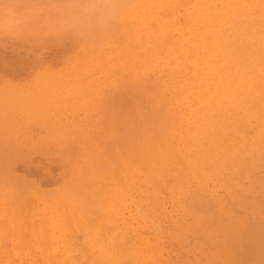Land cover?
I'll return each mask as SVG.
<instances>
[{"label":"rangeland","instance_id":"1","mask_svg":"<svg viewBox=\"0 0 264 264\" xmlns=\"http://www.w3.org/2000/svg\"><path fill=\"white\" fill-rule=\"evenodd\" d=\"M5 1L0 0V264H32L39 257V264H56L66 253L64 236L77 248L85 245L86 233L106 225L124 231L130 245L141 247L145 240L151 245L143 264H199L197 240L186 231L194 217L179 209L166 190L164 201L153 196L147 203L139 194L141 184L152 189L145 180L147 168L138 171L141 156L154 142L151 134L157 130L165 139L184 124L173 103H157L168 76L140 72L146 58L160 67L176 61V37L187 32L199 7L218 22V10L211 7L230 3L254 9L264 0H122L139 11L131 23L125 12L107 20L108 2L112 6L117 0H87L85 5L82 0H32L30 5L13 0L18 6ZM150 13L159 14L166 31L162 38L137 41L131 32L139 29L141 18L157 21ZM129 39L132 43L126 44ZM136 169L126 186L123 176ZM116 181L121 192L115 198ZM100 182L101 201L113 207L102 213L95 202L76 203L80 196L91 200ZM66 210L71 212L67 222ZM56 211L67 225L82 220L88 227L93 223L92 230L73 224L61 235L50 222ZM15 214L24 223L20 239L12 226Z\"/></svg>","mask_w":264,"mask_h":264},{"label":"bare ground","instance_id":"2","mask_svg":"<svg viewBox=\"0 0 264 264\" xmlns=\"http://www.w3.org/2000/svg\"><path fill=\"white\" fill-rule=\"evenodd\" d=\"M82 1V5L89 3ZM108 4V21L115 20L123 12L131 19L130 23L138 19V14L131 15L139 11L133 10L128 1ZM20 7L17 8L23 6ZM199 9L203 7L198 8L195 20L187 24V32L176 37L174 50L179 51V55L175 62H165L161 67L147 58L143 62L145 70L140 73L144 76H168L167 84H162L163 97L159 96L157 103H173L184 124L180 132H171L165 139L157 130L151 134L154 139L150 141L154 142L141 156L143 160L138 171L147 168L145 180L152 189L146 190L140 183L139 194L149 203L153 196L164 201V192L168 191V197L178 200L177 207L194 217V224L189 223L186 231L194 234L197 240L202 256L200 261L197 258L199 264H264V3L254 9L230 3L211 7L218 10V22L212 20L207 8L203 12L205 16ZM143 16L147 17V12H143ZM150 16L157 21L148 23L142 17L139 29L128 30L132 38L140 42L150 36L162 38L160 35L166 31V25L158 22V13H150ZM175 31L179 28L175 27ZM127 42L132 43L130 39ZM155 47L157 45L151 49ZM149 65L151 69H148ZM135 171L137 169L123 176L126 186L131 185ZM23 178L27 179L25 175ZM210 182L214 184L210 186ZM115 184L116 198L121 185L117 181ZM97 187V194L91 200L80 196L76 203L90 205L95 202L94 206L103 213L113 207V203L101 201L99 194L104 190L103 183ZM218 188L225 194H218ZM58 213L50 215V222L61 235L73 224L81 227L82 220L65 223L70 220L71 212H63L65 222L57 217ZM12 221L20 239L24 223L18 214ZM182 221L177 223L178 229L183 227ZM84 225L86 230H92L87 226L89 223ZM107 226L95 227L86 233L82 239L85 245L77 248L68 235L64 236L66 253L61 257L58 252L60 257L56 255V264H99L101 260L108 264L116 261L119 264H143L142 258L150 257L151 245L146 240L141 247L130 245L124 231ZM55 245L57 248V243ZM38 260L32 264H39Z\"/></svg>","mask_w":264,"mask_h":264}]
</instances>
